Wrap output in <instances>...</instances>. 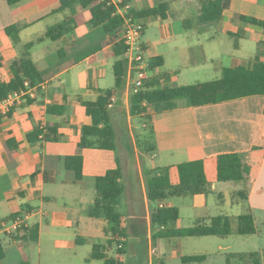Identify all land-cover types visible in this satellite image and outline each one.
Returning <instances> with one entry per match:
<instances>
[{
	"label": "crops",
	"instance_id": "obj_1",
	"mask_svg": "<svg viewBox=\"0 0 264 264\" xmlns=\"http://www.w3.org/2000/svg\"><path fill=\"white\" fill-rule=\"evenodd\" d=\"M62 1L23 0L15 5H10L7 1L0 0V81L9 82L14 78L17 62L23 56L25 46L30 43H34L31 49V58L42 72L54 70L62 63L73 62L71 66L59 71L51 81H45L46 89L39 91L35 99H29L17 106L8 116H0V222L10 220L15 214L20 215L30 211L44 213L34 217L31 225L27 228L37 230V241H23L20 239L22 234L16 235L17 238L11 235H0L5 254L0 264H21L25 258L29 264H60L54 260L49 262L48 259L58 257L62 250L66 251L69 256L67 264H93L95 261H101L88 262L87 260L92 255L95 241L104 240L105 242L110 239V236L106 235L109 225L104 218H91L89 210L96 197L95 179L105 175L109 170L116 169L118 163L122 168V183L125 186V204H122V208H125L126 212L127 237L123 241L126 243L127 252L128 236H136L137 230L144 225L147 237L152 240L154 246L155 228L151 220L152 206L147 196L146 186L151 170L203 160L207 179L216 189L222 183L217 180V157L219 155L246 153L254 146H264V98L261 96L202 107H190L186 102H183L173 110L154 114L149 123H142V129L150 133V136H142L136 131L137 127L134 123V120L141 119L130 114V97L126 86L119 93L120 99L117 104L110 109L111 122L116 132V151L96 147L83 149L81 151L84 158L83 179L78 180L74 172L65 168L63 159L79 153L78 144L82 137V129L84 126L92 124L84 102H95L104 94V91L114 87L115 59L112 57V52L115 43L111 41L110 35L102 29L90 26L88 23L89 12L80 7L79 0H74L73 5L63 11L59 10ZM126 1L132 5V9L137 10L152 8L160 2L169 4L168 17L165 20L149 18L164 21L159 25L161 41H144L146 27L142 38V43L150 59L155 57L164 59L162 67L152 69L154 77H164L163 86L175 84L171 87H177L192 83L190 81L179 84L180 71L165 69V53L156 51L160 44L167 43L178 48L177 39L181 37L184 39L189 31H195L202 36L205 31L210 29H215L220 32V35L240 40L251 37V32H254L253 25L244 23L240 16L264 20V0H224V18L222 20L199 24L187 22L192 19L187 5L174 6V4L170 5L168 1L162 0L150 7L140 8V5L135 4L134 0ZM203 3V0L198 1V15ZM183 10H185L184 13ZM56 14L64 15L62 23L44 25ZM174 14L177 15L176 20L180 19L179 26L181 28L178 31L175 20H172ZM183 15L185 16L181 19L179 16ZM70 17L83 18L73 22V29L61 38L38 41L45 36L49 29L63 24ZM141 20L143 22L147 19ZM11 25H23L18 44H14L5 33V29ZM39 29L44 30L43 35L28 41ZM96 32L101 33L99 35L101 38L97 42H92L90 37ZM210 38L213 42L216 39L215 37ZM23 42L25 45L22 44ZM48 43L53 44L50 52H44L37 59V56L32 53L34 49ZM260 45L263 48L264 38L260 40ZM48 48L46 46L45 50ZM234 48L239 50L240 42H237V47L234 44ZM65 49L68 52L66 58L62 60L59 52ZM261 51L263 52L264 49ZM51 60L52 66L49 64V67L42 69L38 66L41 62L47 64ZM214 60V57L203 58L198 54L195 57L192 56L190 61L185 60L182 66L186 69L193 68V72L191 74H188L189 71L184 72V78L189 79L190 75H194L200 70L201 65L210 61L214 63ZM254 63L255 58L249 63V66L241 60H235L232 67L242 65L251 68ZM161 68L166 71H160ZM112 74L114 76L113 85H111ZM107 77L108 85L105 83ZM53 107L64 108L65 111L53 113L50 111ZM49 129L55 130L50 135L51 140H47L45 137ZM38 130H42L43 133L35 141L30 142L28 136ZM144 143H146L145 147L154 149L149 155L143 153L142 150L139 151V144L144 146ZM148 156L152 160L159 158V164H155L153 161L152 168L146 167L145 160ZM171 181L173 184L179 182L176 167L171 170ZM228 183H230L229 188L232 187L234 190L232 199L227 200V197L220 192V195L223 196L222 205H229L231 208L243 205L244 209L249 206L257 218L256 208H264L262 206V204L264 205V197H262L264 195V163L258 177L250 187L247 199L241 197L234 199L235 195H239L243 189V184ZM138 186L144 197L143 209L142 206H139L136 195ZM207 196H192L195 197L194 207H206ZM173 204L172 201L169 200L167 203L165 200L160 206L173 207ZM130 210L132 215L128 214ZM258 214L264 215L261 211ZM211 218L210 216L198 217L193 221V225L184 227L180 223V215L177 226L190 228L195 226L199 220L208 223ZM78 238L86 241L78 245ZM87 245L91 247V250L88 251L90 253L80 255L79 250ZM42 252L45 253L44 257ZM116 252L117 256L114 258H119L125 264V255ZM186 256L192 255H182L181 262L182 258ZM168 259L167 256H163L158 261L167 264L166 260ZM209 261L199 264H207Z\"/></svg>",
	"mask_w": 264,
	"mask_h": 264
},
{
	"label": "trees",
	"instance_id": "obj_2",
	"mask_svg": "<svg viewBox=\"0 0 264 264\" xmlns=\"http://www.w3.org/2000/svg\"><path fill=\"white\" fill-rule=\"evenodd\" d=\"M10 5H15L23 0H5ZM74 0H63L59 10L70 8ZM78 4L89 12L88 23L94 28H100L110 35L111 41L115 43L112 57L115 59L114 75L115 84L112 89L104 91L95 102H84L87 115L92 119V124L84 126L82 137L78 144L79 153L75 156L63 159L67 170L75 173L78 180L83 179L84 158L81 151L87 147H96L104 150L116 151V132L111 122V110L108 108L110 98L126 88V78L128 64L124 58L126 45L124 44L122 33L125 29V22L120 16L114 15V8L99 0H79ZM224 0H206L201 6L200 13L196 17L197 24L209 23L224 18ZM169 4L160 2L152 8L145 10L132 9L130 15L135 21L141 19L156 18L165 20L168 17ZM83 17H70L63 24L51 28L44 37L38 41L57 40L69 33L73 28V22L81 20ZM240 19L247 24L256 26L264 30V20H259L250 16H240ZM193 23L192 19L187 20ZM78 25V23H77ZM23 25H11L5 29L7 36L18 44L20 32ZM235 42V47H237ZM34 43L27 44L24 48L23 56L17 62L15 76L9 82L0 81V99L5 98L9 93L24 87L26 80L32 86L41 82L51 81L61 70L72 65L73 62L59 64L54 70L42 72L38 69L31 58V49ZM67 49L59 52L60 59L66 58ZM164 59L155 57L150 60L151 69L162 67ZM164 77H153L146 85V88L130 97V114L142 120V123H149L154 114H160L165 110H173L180 101H186L190 107H202L216 105L227 101L238 100L247 97L261 96L264 98V55L258 54L255 57L254 65L235 66L223 68L222 78L196 83L171 87L163 86ZM55 113H63L64 108L53 107L50 110ZM55 130L49 129L45 134L47 140H51V134ZM43 133L38 130L28 136L30 142ZM139 144L140 149L145 154H150L154 149ZM264 163V146H254L246 153H227L217 157V180L219 182L241 183L243 190L239 196L247 199V194L254 183L261 167ZM176 167L179 182L173 184L171 181V170ZM174 167H162L150 171L146 181L147 196L152 206L151 220L155 228L154 239H172L185 237H221L227 238L232 235L251 236L259 232L258 221L252 209L239 216L219 215L212 217L209 222L199 220L190 228H179L177 223L180 219V211L177 207H162L160 204L171 197H187L196 195L215 194L212 183L207 179L203 160L189 161L178 164ZM123 172L120 164L113 170L107 171L103 176L95 179L96 197L94 204L89 210L91 218H104L109 225L106 235L110 239L95 241L93 252L87 260H101L104 264H124L119 258L109 257L108 248L116 246L121 255H126V243L123 241L127 237L126 212L122 208V197L125 193V186L122 183ZM222 199L223 196L219 195ZM15 215H12L11 219ZM22 234L23 241H37L38 232L36 229H24L11 236L16 237ZM86 240L77 239V244L81 245ZM4 247L0 240V261L4 259ZM211 259L209 255H192L182 258L183 264H199ZM235 259L239 264H264V251L251 253L229 254L227 263ZM21 264H29L25 258ZM158 264H162L161 261Z\"/></svg>",
	"mask_w": 264,
	"mask_h": 264
},
{
	"label": "rangeland",
	"instance_id": "obj_3",
	"mask_svg": "<svg viewBox=\"0 0 264 264\" xmlns=\"http://www.w3.org/2000/svg\"><path fill=\"white\" fill-rule=\"evenodd\" d=\"M162 0H134V3L137 4L140 8L150 7L152 5L157 4ZM170 2V5L189 6V12L192 16V20L194 24H197V5L198 1L201 0H163ZM206 0H203V2ZM133 3V4H134ZM134 4V5H135ZM136 7V6H135ZM188 8V7H187ZM185 10H183L184 13ZM180 15V14H179ZM186 15V14H185ZM179 16L181 19L185 16ZM177 15H173L172 20H175V26L178 27L177 31L180 30V19L176 20ZM64 19V15L56 14L52 16L48 21L44 23V25H52L55 23H62ZM182 21V20H181ZM146 27V35L144 36V41H161L160 40V27L159 25L164 23V21H156L153 19L143 20ZM254 32H251V37H246L244 39L238 40L237 38H233L227 35L219 34L220 32L215 29H210L205 31L201 36L195 31H189L184 39L181 37L177 39L178 48L170 46V44H160L157 46L156 51L165 53L166 58V68L167 70H179V84L181 83H203L207 81H213L222 78V68L223 67H232L235 60L243 61L247 66L251 61H254L256 55L263 53L261 49H264V46L260 45V40L264 38V31L258 27H252ZM44 31V30H43ZM42 30H37L34 32V35L28 39V41L35 40L37 37L43 35ZM103 33L102 31H100ZM96 32L93 33L90 37V40L98 41L101 36V33ZM210 37H215V41L211 40ZM178 38V37H177ZM240 42V49L236 50L234 48L235 42ZM22 44L25 45L23 42ZM49 48L45 50V47ZM53 47V44L48 43L42 47H36L32 52L37 56V59L44 54V52L49 53L50 48ZM188 54L186 55V52ZM196 54L198 56L204 57H214L215 62L211 61L205 65H201L200 70L197 71L194 75H190L189 79L184 78V72L189 71L188 74H191L193 68H184L182 65L185 60H192V56L195 57ZM52 64V60L47 64L41 62L38 66L42 69L45 67H49ZM48 65V66H44ZM52 66V65H51ZM164 68L160 69V71H166ZM186 79V80H184ZM108 85V77L105 82ZM114 83V76L112 74V84ZM175 84H171L174 86ZM185 103L186 101H180L178 104ZM136 125V131L142 136H150L148 131L142 129V120H134ZM139 147V151H140ZM146 167L149 169L152 168L153 161L155 164H159V158L152 160L150 156L146 157ZM149 177V176H148ZM145 178V177H144ZM233 183V182H232ZM230 183L223 184V182L214 189L215 194H210L207 196V206L206 207H194L195 197L187 196V197H173L166 200L168 203L172 201L174 204L173 207H177L180 209L181 215V225L184 227H188L193 225V221L198 217H215L219 215H229V216H238L247 212L248 206L244 209L243 205L237 207H230L229 205H222V199L219 198L220 192H222L227 200L232 199V192L234 191L232 187H230ZM242 186V185H241ZM242 188V187H241ZM243 190V189H242ZM250 192V189H249ZM91 194V193H90ZM136 195L138 197V204L144 207V197L141 191V188L138 186L136 189ZM92 196V194H91ZM264 197V195L262 196ZM234 199H240L239 195H235ZM248 201V200H247ZM124 203V196L122 197V204ZM246 203V201H245ZM125 204V203H124ZM262 206H264L262 204ZM140 211V209L138 208ZM255 210V209H254ZM257 213V223L259 232L256 235L251 236H241V235H232L227 238L221 237H207V238H182V239H156L154 241V246L152 240L147 237V231L145 225L141 227V229L137 230L136 236H128V252L124 256L125 264H158L159 258L163 256H167L169 259L166 260L167 264H182L180 257L183 255H194V254H209L211 260L207 264H228L227 257L229 254L235 253H251V252H260L264 251V215L258 214L260 211L264 214V208H256ZM129 215H132L131 210L128 211ZM109 229V226H108ZM104 242V240H103ZM222 247V248H220ZM82 248V247H81ZM91 250V247L87 245L83 247V249L79 250L80 255H87L88 251ZM117 248L113 246L112 248H108V256L116 257L117 256ZM45 252V250H44ZM44 252H42V256L44 257ZM158 252V253H157ZM46 258V257H45ZM49 262L52 260L60 263L67 264L69 263V256L67 252L62 250L58 257L54 259L49 258ZM93 264H103L102 261H95ZM230 264H239V262L235 259H232Z\"/></svg>",
	"mask_w": 264,
	"mask_h": 264
},
{
	"label": "built area",
	"instance_id": "obj_4",
	"mask_svg": "<svg viewBox=\"0 0 264 264\" xmlns=\"http://www.w3.org/2000/svg\"><path fill=\"white\" fill-rule=\"evenodd\" d=\"M107 3L114 8V15L120 16L125 22V29L122 33L126 51L124 58L127 60L128 70L126 86L129 91V97L138 94L146 88L147 83L154 77L150 67V57L142 43L145 33V24L141 21H135L130 15L132 5L126 0H99ZM46 89V83L42 82L32 86L28 80L25 81L24 87L9 93L5 98L0 99V116H8L17 106L27 102L29 99H35L39 91ZM119 95H113L110 98L108 108L112 109L119 101ZM41 211H30L15 216L10 220L0 222V235L10 236L19 231L27 229L31 221Z\"/></svg>",
	"mask_w": 264,
	"mask_h": 264
}]
</instances>
